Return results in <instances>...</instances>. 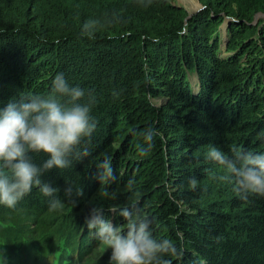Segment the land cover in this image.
Wrapping results in <instances>:
<instances>
[{"label": "trees", "instance_id": "trees-1", "mask_svg": "<svg viewBox=\"0 0 264 264\" xmlns=\"http://www.w3.org/2000/svg\"><path fill=\"white\" fill-rule=\"evenodd\" d=\"M199 1L189 14L172 0H0V107L48 95L63 73L70 86L85 90L84 102L92 94L97 121L80 146L90 155L70 157L69 168L42 176L59 189L62 209L50 210L36 187L15 209L0 205L3 264H48L55 250L58 259L82 263L97 242L94 231L82 223L85 213L73 216L70 231L61 221L85 201L105 155L115 179L94 188L105 218L112 208L135 205L156 238L175 243L180 255L167 257L170 264H264V196L242 198L229 181L228 209L220 200L203 204V180L217 163L198 151L211 145L227 156L234 148L264 152V17L253 23L264 0ZM87 22L93 39L81 36ZM221 25L227 55H221ZM158 94L169 98L160 108L148 98ZM197 121L209 132L189 129ZM149 127L158 134L140 155V134ZM29 155L37 165L47 159ZM68 185L71 198L63 191ZM109 220L124 221L118 214ZM109 256L110 250L99 259Z\"/></svg>", "mask_w": 264, "mask_h": 264}, {"label": "clouds", "instance_id": "clouds-1", "mask_svg": "<svg viewBox=\"0 0 264 264\" xmlns=\"http://www.w3.org/2000/svg\"><path fill=\"white\" fill-rule=\"evenodd\" d=\"M92 29V22L85 23L81 36L93 39ZM85 95L83 88L70 86L63 73H58L48 95L32 94L18 101L10 100L6 106L0 107V205L15 209L19 201L36 187L49 198L50 210L63 208L64 204L57 195L59 189L43 182L42 176L52 169L69 168L72 164L70 157L83 160L90 155L86 145L80 146L85 139L91 140L97 121L91 115L92 94H87L90 98L86 102ZM157 134L152 127L140 134L144 144L137 145L140 155L151 150ZM41 152L47 159L37 165L29 153ZM207 158L222 168L223 174L214 178L231 181L234 191L242 198L264 196V152L234 148L232 156H227L212 147ZM97 169L96 179L101 185L114 181L110 156L105 155ZM189 185L195 190L197 181L191 179ZM63 191L65 197H72L71 185ZM76 195L82 196L83 191L77 190ZM110 211L118 214L125 224L117 226L112 223L99 207L89 208L85 216L87 229L94 230L97 239L110 250L109 264H170L167 257L180 255L172 240L158 239L153 235L150 219L135 205ZM70 262L74 259L67 264Z\"/></svg>", "mask_w": 264, "mask_h": 264}, {"label": "rangeland", "instance_id": "rangeland-1", "mask_svg": "<svg viewBox=\"0 0 264 264\" xmlns=\"http://www.w3.org/2000/svg\"><path fill=\"white\" fill-rule=\"evenodd\" d=\"M190 1V2H189ZM172 0V2L181 4L183 5L187 10H194L197 6H199L200 1L199 0ZM188 4V5H187ZM191 5V7H190ZM264 17V14L259 13L255 16V19L253 20V23H256L259 17ZM220 38H221V55H227L230 54L231 51H225L224 48L226 46V33L224 30V27L221 25L220 26ZM189 80H191V83L193 85L194 90L197 89V76L194 72L189 73ZM150 104L153 107H162L164 104H166L169 100L168 96L165 94H158L148 96ZM206 127V126H205ZM200 121L195 122L194 124H189V129L195 131L196 133L199 134H205L209 132L208 129H206ZM212 148L211 145H206L205 147L203 146L201 149H199V152L202 153H208V151ZM214 171L212 173H209V175L203 180V185L206 187V195L204 196V199L201 200L203 204H207V202L210 201H215V200H220L222 201L221 203H218V206L224 209H228V204L227 201H229V196H230V183L228 180L221 181L219 179H216L214 177H218L219 175L223 174L221 166L215 164L213 165ZM98 174V173H97ZM96 174V175H97ZM97 176H95L94 183L92 186L89 188L87 198L85 201H77L75 204H73L69 208V212L66 216V219L68 222H66L64 219L61 221L62 226L65 227L66 231H70L71 226L74 224L73 216L76 214H80L82 216L83 213L85 215L82 216L81 219H83L82 223L85 221V216L88 213V210L86 211L85 208L87 205H90L91 207H99L101 208L99 204L100 201H103V199L99 195H95L94 193V188L95 186L99 185L100 183L96 179ZM101 185V184H100ZM104 186V185H103ZM225 187V188H224ZM95 203V204H93ZM93 204V205H91ZM90 207V208H91ZM113 213L111 212L110 215H107L108 217L106 219H109L110 216H112ZM125 224V221H122L121 223H116L117 226H123ZM6 246L4 245V239L0 238V252L3 254V259L6 256L5 251ZM106 251H109V249L106 247V245H103L99 240L95 242L91 247H90V253L85 255V258L82 260V263L80 264H109V261H105L103 259H99L102 257L103 254H106ZM99 259V260H98ZM100 261V262H99ZM0 264H3V260L0 261Z\"/></svg>", "mask_w": 264, "mask_h": 264}, {"label": "water", "instance_id": "water-1", "mask_svg": "<svg viewBox=\"0 0 264 264\" xmlns=\"http://www.w3.org/2000/svg\"><path fill=\"white\" fill-rule=\"evenodd\" d=\"M173 4H175V5H181V4H177V3H174V2H172ZM181 6H183V5H181ZM201 7V4H199V6H197L194 10H192V11H190V10H187L188 11V13L190 14V13H192L193 11H195L196 9H198V8H200ZM260 13V12H259ZM258 13H256L255 14V16L257 15ZM262 14H264V12H262Z\"/></svg>", "mask_w": 264, "mask_h": 264}, {"label": "bare ground", "instance_id": "bare-ground-1", "mask_svg": "<svg viewBox=\"0 0 264 264\" xmlns=\"http://www.w3.org/2000/svg\"><path fill=\"white\" fill-rule=\"evenodd\" d=\"M189 1V0H188ZM190 2V1H189ZM188 5V4H187ZM191 7V5H190ZM94 231V230H93ZM94 238L98 241L97 237L95 236V231H94Z\"/></svg>", "mask_w": 264, "mask_h": 264}]
</instances>
